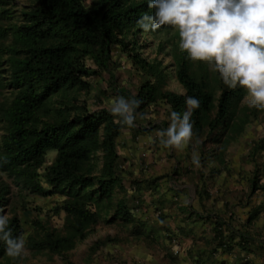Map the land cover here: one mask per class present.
I'll list each match as a JSON object with an SVG mask.
<instances>
[{
  "label": "trees",
  "instance_id": "trees-1",
  "mask_svg": "<svg viewBox=\"0 0 264 264\" xmlns=\"http://www.w3.org/2000/svg\"><path fill=\"white\" fill-rule=\"evenodd\" d=\"M154 11L147 0H33L22 6L16 0H0V88L14 91L13 99L3 108L7 125L0 144V173L30 193L50 195L61 187L68 196L58 210L71 220L72 233L55 236L36 222L44 236L31 242L32 248H72L77 240L86 237L88 226L98 218L90 200L109 199L113 189L122 185L123 170L117 152V138L126 126L120 122L122 118L113 115L110 108L89 110L86 104L70 118L48 121L39 115L47 97L62 87L65 91L87 92L89 77L103 72L113 81L112 69L117 63L112 56L114 50L119 57H127L132 68L139 71L138 77L143 75L134 94L125 87L118 88L128 100L142 101L135 110L136 118H144L148 107L160 101L168 106L170 114L175 111L182 116L187 108L186 98L193 96L200 101L191 116L196 136L202 134L205 126L212 131L219 121L227 129L229 107L242 97L243 88L222 89L212 120L209 115L214 97L203 81L189 74L184 63L176 70L183 92L163 90L165 68L160 67L159 60L142 56L140 49L144 44L139 43L143 30L137 21ZM16 12L18 16L11 20ZM171 29L165 26L155 33ZM140 122L135 119V127L147 132L148 125L143 127ZM48 151L55 152L54 161L42 169ZM96 154L97 162L93 159ZM9 191V185L0 180V215L5 214ZM116 215L121 220H131L121 201ZM7 229L13 238L23 234L15 215L9 217ZM241 247L247 250L246 241ZM6 249L7 244L0 240V255Z\"/></svg>",
  "mask_w": 264,
  "mask_h": 264
},
{
  "label": "rangeland",
  "instance_id": "rangeland-1",
  "mask_svg": "<svg viewBox=\"0 0 264 264\" xmlns=\"http://www.w3.org/2000/svg\"><path fill=\"white\" fill-rule=\"evenodd\" d=\"M87 1L90 2V0ZM16 2L22 6L33 2V0H16ZM17 12L14 13L11 20L18 16ZM139 43L144 44L140 49L142 56L151 61L154 58L159 60L160 67L165 68L167 78L166 83L162 86L163 90L171 89L183 92L182 89L177 90L181 85L176 79V70L182 63L185 64L187 71L194 79L204 82L206 89L214 97L213 108L209 115V119L212 120L217 111V99L220 92L223 88L228 87L219 79L217 73L209 70L205 63L193 62L187 58V53L179 49L178 31L173 28L163 33L143 31L139 35ZM112 56L117 60L113 66L114 69H112V74L115 76L113 81L106 72H103L89 77L90 88L87 92L76 89L65 91L62 87L47 97L43 110L39 112L40 117L48 121L58 120L63 116L70 118L82 110L84 104L87 105V109L93 110L101 107L110 108L111 102L119 97L128 100L126 94L119 92L118 88L125 87L134 94L135 86L139 79L142 80L143 75L138 77L139 71L132 68L125 55L119 57L114 50ZM160 67L158 65V68ZM174 81H176V88L173 85ZM243 90L242 97L229 107V113L225 120L227 129L219 121L215 123L212 131H209V126H205L200 135V138L206 142L205 146H208L204 156L207 173L206 199L209 204L217 207L220 201L236 207L245 202L246 198L251 204H254V196H256V200L261 196V190L256 191V189H260V186L264 184V110L248 107L245 99L247 93L244 88ZM13 96V90L5 87L0 88V100L4 106L10 103ZM148 108L150 109L147 113H151V115L149 118L147 117V120H150L146 121L147 124L152 125L154 122L156 125L160 120L170 123V112L164 103L160 101ZM5 119V122H0L2 123L0 129L3 132L7 125V117ZM136 119L139 122L142 120ZM54 155L53 151L46 153L42 169L53 163ZM98 156L99 154H96L93 157L94 161H98ZM173 165L176 174L183 173L185 166L182 164V159L178 161L175 158ZM122 166L123 164H120V169L123 170ZM42 169L38 170L40 179L43 174ZM0 180L8 184L10 188L4 215L18 217L23 229L22 236L26 238L25 253L12 258L7 255L5 250L0 255V264H92L93 262L102 264L104 260L106 261L104 256L113 251L114 248H110V246L114 245V241L119 238L121 241L124 240L121 232L124 231L126 224L125 222L120 224L121 219L116 215L118 202L121 201L126 210H129L131 219L135 218L139 212L140 197L133 189L134 184L122 180L121 187H115L109 199L95 200L92 198L90 200V205L94 207L98 218L94 224L88 226V233L84 239L77 240L70 249L59 251L48 248L35 249L30 246L31 242L43 239L44 236L43 231L36 226V222H39L44 229L52 232L55 236H67L72 233L71 220L66 217L63 210H58L64 200H67L66 192L59 187L56 192L43 196L30 193L21 186H17L4 173H0ZM254 183L256 189L252 191ZM42 185L49 188L46 183ZM144 192L143 194L146 195V191ZM236 212L238 215L236 218L241 220L238 223L240 231H247V228L242 226L244 222H247L249 223V234L254 237V242L250 243L252 246L254 245V249L252 248L255 253L254 264H264V258H261L264 257V222H258L262 211L256 212L252 221L251 217H247L246 211L239 209ZM110 230H113L114 235L110 234ZM260 241L262 244L259 243ZM240 249L243 250L241 245Z\"/></svg>",
  "mask_w": 264,
  "mask_h": 264
},
{
  "label": "crops",
  "instance_id": "crops-1",
  "mask_svg": "<svg viewBox=\"0 0 264 264\" xmlns=\"http://www.w3.org/2000/svg\"><path fill=\"white\" fill-rule=\"evenodd\" d=\"M180 89L179 86L177 90ZM5 107L0 100V122H5ZM150 115L146 113L140 122L143 127L148 125L147 132L126 125L117 138L123 182L134 184L133 189L140 197L139 212L129 221L120 220V224H126L121 232L124 240L114 241L110 246L113 251L104 256L106 261L102 264H254V245L250 244L254 237L249 234L247 222L242 224L247 231H240L241 220L236 218V211H246L251 221L253 213L262 211L263 215L264 184L256 189L261 190V196L257 200L254 196V204L247 198L236 207L222 201L218 207L209 204L205 194L204 156L208 147L205 140L193 132L192 140L183 150L164 148L157 133L167 129L169 123L160 120L149 125ZM3 134L0 129V144ZM194 151L199 154V167L192 163ZM175 158L182 159L185 166L182 174L174 172ZM262 215L259 223L264 222ZM109 232L114 235L113 230ZM243 240L246 251L240 249Z\"/></svg>",
  "mask_w": 264,
  "mask_h": 264
},
{
  "label": "clouds",
  "instance_id": "clouds-1",
  "mask_svg": "<svg viewBox=\"0 0 264 264\" xmlns=\"http://www.w3.org/2000/svg\"><path fill=\"white\" fill-rule=\"evenodd\" d=\"M147 4L155 11L137 21L144 32L165 26L175 29L179 49L188 59L205 63L229 89L244 88L247 106L264 110V0H147ZM141 102L119 97L109 110L131 128ZM185 103L183 115L171 112L169 126L157 133L164 148L183 150L192 140L191 116L200 101L188 96ZM192 163L199 167L195 151ZM8 220L0 215V240L7 244V255L16 258L25 253L26 238H13Z\"/></svg>",
  "mask_w": 264,
  "mask_h": 264
}]
</instances>
